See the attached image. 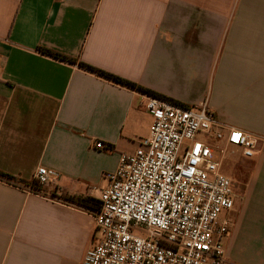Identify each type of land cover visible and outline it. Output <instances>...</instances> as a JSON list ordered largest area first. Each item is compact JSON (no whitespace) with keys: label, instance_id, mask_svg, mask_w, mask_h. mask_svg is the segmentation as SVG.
Instances as JSON below:
<instances>
[{"label":"crops","instance_id":"0c3cea01","mask_svg":"<svg viewBox=\"0 0 264 264\" xmlns=\"http://www.w3.org/2000/svg\"><path fill=\"white\" fill-rule=\"evenodd\" d=\"M39 48L184 107L205 102L259 138L232 181L223 264H264V0H0V173L16 180L0 178V264H83L99 233L79 201L97 202L154 116L143 93ZM38 167L50 186L29 192Z\"/></svg>","mask_w":264,"mask_h":264},{"label":"built area","instance_id":"2783aa9c","mask_svg":"<svg viewBox=\"0 0 264 264\" xmlns=\"http://www.w3.org/2000/svg\"><path fill=\"white\" fill-rule=\"evenodd\" d=\"M143 96L154 120L141 146L120 154L106 175L97 206L87 208L99 238L83 264H223L235 194L221 167L233 155L252 158L260 139L226 129L205 102L183 107ZM49 176L38 167L36 189L27 191L49 187Z\"/></svg>","mask_w":264,"mask_h":264},{"label":"trees","instance_id":"16d2710c","mask_svg":"<svg viewBox=\"0 0 264 264\" xmlns=\"http://www.w3.org/2000/svg\"><path fill=\"white\" fill-rule=\"evenodd\" d=\"M39 51L41 53L47 55V56L52 57V58H55V59H58V60H61V61H64V62H67V63H70V64H77L79 68H81V69H83V70H85V71H87L89 73H92V74H94V75H96L98 77L104 78V79H106V80H108L110 82H113L115 84H118V85H121V86H125V87H127L129 89L137 90V91H139L140 93H143V94L152 95V96L167 100L164 96H161V95H159V94H157V93H155V92H153V91H151L149 89H146V88H143L141 86H138L135 83H132L130 81H127V80L122 79L120 77H117L115 75L109 74V73H107V72H105L103 70L95 68V67H93L91 65H88L86 63L74 60L72 58H68L66 56H63L61 54H58L56 52H53V51H50V50H47V49H44V48H39ZM177 105H178V103H177ZM0 178L6 179L7 181H11V182H16V180L13 177L8 176L6 174L0 173ZM79 204H81L82 206H84L86 208H93V207L97 206V202L96 201H92L90 199L80 200Z\"/></svg>","mask_w":264,"mask_h":264},{"label":"rangeland","instance_id":"374dc122","mask_svg":"<svg viewBox=\"0 0 264 264\" xmlns=\"http://www.w3.org/2000/svg\"><path fill=\"white\" fill-rule=\"evenodd\" d=\"M239 158H240L239 155H233V156L227 157L221 167L222 173L229 176V178L232 181L235 179L243 180L247 174V171H246L247 166L241 163ZM236 159H238L239 161Z\"/></svg>","mask_w":264,"mask_h":264},{"label":"snow or ice","instance_id":"6c2138e0","mask_svg":"<svg viewBox=\"0 0 264 264\" xmlns=\"http://www.w3.org/2000/svg\"><path fill=\"white\" fill-rule=\"evenodd\" d=\"M235 139H239V136L237 135L236 137H234Z\"/></svg>","mask_w":264,"mask_h":264}]
</instances>
